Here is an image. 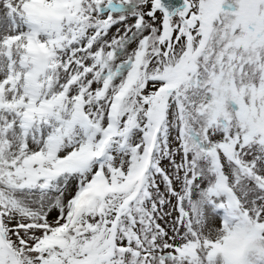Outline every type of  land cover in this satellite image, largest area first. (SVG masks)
Instances as JSON below:
<instances>
[{"label": "snow or ice", "instance_id": "snow-or-ice-1", "mask_svg": "<svg viewBox=\"0 0 264 264\" xmlns=\"http://www.w3.org/2000/svg\"><path fill=\"white\" fill-rule=\"evenodd\" d=\"M0 13V264H264V0Z\"/></svg>", "mask_w": 264, "mask_h": 264}, {"label": "clouds", "instance_id": "clouds-1", "mask_svg": "<svg viewBox=\"0 0 264 264\" xmlns=\"http://www.w3.org/2000/svg\"><path fill=\"white\" fill-rule=\"evenodd\" d=\"M35 7L40 8V5L37 4ZM212 238L219 241L217 253L220 264H236L248 244L242 230H233L231 233H226L217 229Z\"/></svg>", "mask_w": 264, "mask_h": 264}, {"label": "water", "instance_id": "water-1", "mask_svg": "<svg viewBox=\"0 0 264 264\" xmlns=\"http://www.w3.org/2000/svg\"><path fill=\"white\" fill-rule=\"evenodd\" d=\"M167 3L171 4L173 7L178 8L182 4V0H166Z\"/></svg>", "mask_w": 264, "mask_h": 264}, {"label": "rangeland", "instance_id": "rangeland-1", "mask_svg": "<svg viewBox=\"0 0 264 264\" xmlns=\"http://www.w3.org/2000/svg\"><path fill=\"white\" fill-rule=\"evenodd\" d=\"M0 14H2V13H0ZM113 31H115V29H113Z\"/></svg>", "mask_w": 264, "mask_h": 264}]
</instances>
